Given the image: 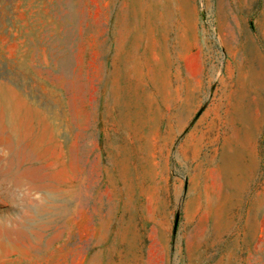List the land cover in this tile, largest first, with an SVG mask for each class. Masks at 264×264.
<instances>
[{
  "label": "rangeland",
  "instance_id": "rangeland-1",
  "mask_svg": "<svg viewBox=\"0 0 264 264\" xmlns=\"http://www.w3.org/2000/svg\"><path fill=\"white\" fill-rule=\"evenodd\" d=\"M0 97V264H264V0H0Z\"/></svg>",
  "mask_w": 264,
  "mask_h": 264
},
{
  "label": "bare ground",
  "instance_id": "bare-ground-1",
  "mask_svg": "<svg viewBox=\"0 0 264 264\" xmlns=\"http://www.w3.org/2000/svg\"><path fill=\"white\" fill-rule=\"evenodd\" d=\"M3 89H4V88H3ZM0 99H1V97H0ZM1 106H2V105H1ZM2 108H3V107H2ZM2 111H4V109H3ZM235 111H236V110H235ZM237 112H238V110H237ZM237 112H236V113H237ZM3 113H4V112H3ZM236 113H235V114H236ZM237 114H239V113H237ZM239 117H241V114H240ZM239 117H238V118H239ZM4 118H5V115H4ZM5 119H6V118H5ZM234 119H235V118H234ZM235 121H236V120H235ZM233 122H234V121H233ZM235 123H236V122H235ZM227 161L229 162V159H228ZM227 161H225V162H227ZM230 163H231V162H230ZM232 163H233V162H232ZM234 164H235V162H234ZM225 165H226V164H225ZM235 166H236V164H235ZM235 166H234V167H235ZM223 167H224V166H223ZM230 167H233V166H230ZM227 168H229V164H228ZM227 168H226V169H227ZM233 169H234V168H232V170H233ZM227 170H228V169H227ZM229 170H231V169H229ZM229 170H228V172H229ZM232 170H231V171H232ZM234 171H235V170H234ZM234 171L232 172L233 174H234ZM225 172H227V171H225ZM220 173H221V172H220ZM228 174H229V173H228ZM230 174H231V173H230ZM229 181H230V180H229ZM231 185H232V184H231ZM228 188H229V187H228ZM223 189H224V188H223ZM229 189H230V188H229ZM230 190H231V189H230ZM230 195H231V194H230Z\"/></svg>",
  "mask_w": 264,
  "mask_h": 264
},
{
  "label": "crops",
  "instance_id": "crops-1",
  "mask_svg": "<svg viewBox=\"0 0 264 264\" xmlns=\"http://www.w3.org/2000/svg\"><path fill=\"white\" fill-rule=\"evenodd\" d=\"M243 108L241 107L240 108V111L242 110ZM250 116H251V114H249ZM250 126V130H249V137H250V139H251V131H252V120H251V124L249 125ZM239 131H241L240 129H239Z\"/></svg>",
  "mask_w": 264,
  "mask_h": 264
}]
</instances>
